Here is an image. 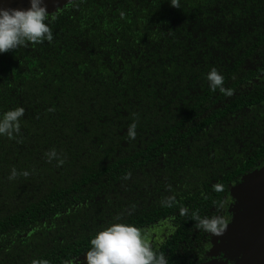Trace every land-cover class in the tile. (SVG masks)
<instances>
[{
    "label": "trees",
    "instance_id": "obj_1",
    "mask_svg": "<svg viewBox=\"0 0 264 264\" xmlns=\"http://www.w3.org/2000/svg\"><path fill=\"white\" fill-rule=\"evenodd\" d=\"M175 2L71 0L46 20L50 41L2 54L0 113L19 77L36 104L23 132L0 135V264L68 260L147 212L182 226L226 187L243 132L234 108L264 69V0ZM212 68L231 95L208 86Z\"/></svg>",
    "mask_w": 264,
    "mask_h": 264
},
{
    "label": "flooded vegetation",
    "instance_id": "obj_2",
    "mask_svg": "<svg viewBox=\"0 0 264 264\" xmlns=\"http://www.w3.org/2000/svg\"><path fill=\"white\" fill-rule=\"evenodd\" d=\"M52 12H48V19ZM104 18L105 16H103ZM2 54L0 53V60ZM21 84L19 77L13 86L1 87V92L4 95L7 93V97L4 99L10 101V104L12 102L14 108L23 107L24 111L31 113L36 104L34 93L23 94ZM243 91L246 98L238 102L234 108V115L238 118L243 132L239 131L241 134L240 140H237L239 147L232 149L234 156L239 152L240 154L238 158L232 159L234 163L232 162L229 166L224 164L225 169L222 170L221 176L226 183V189L224 188L222 192L213 191V195L206 198L203 209L191 212L192 218L182 226L181 218L177 219L175 215L166 214L148 219V212L145 213V220L138 226L145 239L152 245L154 252L165 256L167 264H231L232 262V259L228 257L225 243L228 242L227 236L230 230H234L236 215L241 211L243 200V195L240 194L241 184L245 181L246 174L260 169L264 164V157L259 156H264V69L246 79ZM147 100L150 101V99ZM26 118L25 113L19 118L21 132L26 129L22 124ZM29 121L32 124L31 120ZM246 129H248V133ZM30 136H35V133L30 132ZM236 167L242 168V171L239 175L234 174V179L230 181L229 171H236ZM220 200L225 201L222 209L216 207ZM194 215L201 217L223 216L226 222L225 231L222 235L216 236L197 229L193 220ZM37 226L35 228L39 229ZM39 227L41 237L46 240V245H48L51 230L47 227L42 228L43 225ZM55 232L57 231L55 230ZM86 251L79 252L68 260L62 258L63 260L60 259L55 264H81ZM34 263L39 264L41 261L34 260Z\"/></svg>",
    "mask_w": 264,
    "mask_h": 264
},
{
    "label": "clouds",
    "instance_id": "obj_3",
    "mask_svg": "<svg viewBox=\"0 0 264 264\" xmlns=\"http://www.w3.org/2000/svg\"><path fill=\"white\" fill-rule=\"evenodd\" d=\"M26 9L8 8L0 6V53L13 50L26 43H40L51 40L52 32L46 20L48 11L44 0H28ZM172 6H177L175 0H169ZM208 86L213 90L231 95V91L223 87V76L215 69H210L205 76ZM24 114L23 107H15L0 113V135L12 137L19 131V118ZM135 123L128 127L129 138L135 137ZM47 157L56 156L54 151H49ZM59 162V161H58ZM25 171L22 175H27ZM16 169L13 168L9 179L14 178ZM217 191L222 188L217 186ZM225 201L220 200L216 205L222 209ZM181 209V213H184ZM195 227L211 235H222L226 228L223 216L194 215ZM91 247L84 252L81 264H167L163 254L154 252L152 245L145 239L143 232L135 225L112 222L98 229L90 238Z\"/></svg>",
    "mask_w": 264,
    "mask_h": 264
},
{
    "label": "water",
    "instance_id": "obj_4",
    "mask_svg": "<svg viewBox=\"0 0 264 264\" xmlns=\"http://www.w3.org/2000/svg\"><path fill=\"white\" fill-rule=\"evenodd\" d=\"M71 0H44L46 10L52 12ZM0 6L26 9L28 0H0ZM241 184V211L236 215L234 230L225 243L231 264H264V164L246 174ZM238 189V187H237Z\"/></svg>",
    "mask_w": 264,
    "mask_h": 264
}]
</instances>
